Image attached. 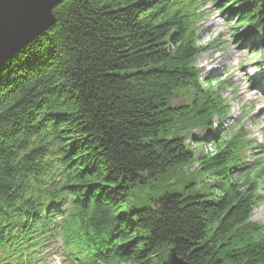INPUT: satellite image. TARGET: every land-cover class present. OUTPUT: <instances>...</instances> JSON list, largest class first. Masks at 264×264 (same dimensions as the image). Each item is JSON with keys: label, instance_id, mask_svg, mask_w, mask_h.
Returning <instances> with one entry per match:
<instances>
[{"label": "trees", "instance_id": "1", "mask_svg": "<svg viewBox=\"0 0 264 264\" xmlns=\"http://www.w3.org/2000/svg\"><path fill=\"white\" fill-rule=\"evenodd\" d=\"M209 2L264 34V0ZM202 5L62 0L0 65V264H44L51 249L62 264H167L171 250L188 264H264V223L251 220L262 158L247 165L245 134L215 127L229 106L194 65ZM195 128L206 135L187 142ZM204 141L211 184L130 205Z\"/></svg>", "mask_w": 264, "mask_h": 264}, {"label": "rangeland", "instance_id": "2", "mask_svg": "<svg viewBox=\"0 0 264 264\" xmlns=\"http://www.w3.org/2000/svg\"><path fill=\"white\" fill-rule=\"evenodd\" d=\"M200 1L203 2L204 19L201 22L196 44L206 49L195 58L194 65L201 82L213 81L216 87L221 86L222 96L228 101L230 108L228 117L220 125L217 123L215 127L221 129L220 134H222V130L239 126L241 132L247 136V141H251L252 144L247 165H251L253 159L261 157L264 168V93L252 83L256 81L253 78L254 67L257 64L263 67L261 45L254 40L256 35H253L251 28H247L246 25L236 26L231 15L222 18L214 3L209 0ZM238 36L241 38L238 39ZM257 36L264 37V34L259 33ZM183 101L184 98L176 97L173 103L180 104ZM206 133L195 128L189 134L187 142H192L195 137L204 136ZM208 144L209 141H204L200 145L192 144L191 149L195 154L192 163L160 177L153 183L152 188L144 185L135 189L130 195V205L144 206L147 199L156 198L165 192L181 191L190 181L197 183L198 189L201 182L211 184V179L202 176L198 170L200 166L198 156L204 153L210 155L214 152ZM247 153L245 157L248 156ZM252 166L255 167L254 164ZM261 183L263 185L258 193L264 196V180ZM251 220L264 223V197L253 209ZM168 253L170 254V251ZM58 263L61 264L58 253L50 251L45 264Z\"/></svg>", "mask_w": 264, "mask_h": 264}, {"label": "water", "instance_id": "3", "mask_svg": "<svg viewBox=\"0 0 264 264\" xmlns=\"http://www.w3.org/2000/svg\"><path fill=\"white\" fill-rule=\"evenodd\" d=\"M62 0H0V65L53 24L52 9ZM167 264H188L173 250Z\"/></svg>", "mask_w": 264, "mask_h": 264}, {"label": "bare ground", "instance_id": "4", "mask_svg": "<svg viewBox=\"0 0 264 264\" xmlns=\"http://www.w3.org/2000/svg\"><path fill=\"white\" fill-rule=\"evenodd\" d=\"M245 72V71H244Z\"/></svg>", "mask_w": 264, "mask_h": 264}]
</instances>
